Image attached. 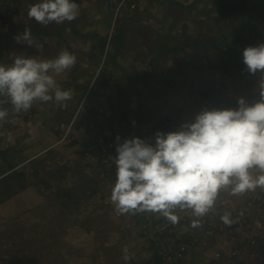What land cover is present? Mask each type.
Returning a JSON list of instances; mask_svg holds the SVG:
<instances>
[{"label": "crops", "instance_id": "obj_1", "mask_svg": "<svg viewBox=\"0 0 264 264\" xmlns=\"http://www.w3.org/2000/svg\"><path fill=\"white\" fill-rule=\"evenodd\" d=\"M22 1L19 4L25 12L34 2ZM104 1L80 0L79 15L71 22L43 26L27 20L0 30V64H10L16 55L40 54L34 46L16 42V35L26 27L44 45L43 56L53 58L67 50L77 58L71 69L57 77L61 88L72 92L70 100L36 102L27 112L16 113L12 109L17 119L22 120L14 134L23 132L25 143L21 157L9 148L0 150V189L15 173L24 172L26 180H33L36 172L33 165L46 164L56 152L63 151V162L56 161V167L45 166L40 187L31 182L23 188L11 185L9 192L13 196L1 205L15 206L14 218L27 216L21 218L24 227L33 225L29 217L35 214L40 222L34 228L40 226V234L47 216L39 211L57 207L58 212L50 221L59 228V234L39 237L41 243L54 244L58 251L47 254L46 259L58 253L80 257V264H126L123 249L127 248L131 256L127 264H160V258L143 235L147 221L138 219L136 214H116L109 199L115 180L111 169L100 168L101 162L96 158L86 157V145L93 140L91 119L96 118L97 122L104 117L103 132L111 131L114 137L150 139L157 130H174L206 108L207 99L202 97L201 90L215 82L218 73L224 87L223 99L235 105L239 97L254 102L259 99L260 76L245 71L241 51L263 41L256 33L253 14L242 11L239 15L222 17L213 0H138L137 10L125 9L131 12L127 21L123 15L115 20L112 13L103 9ZM24 14L22 19L26 18ZM184 14L188 21L198 20L200 27L195 28L194 24L192 29L186 20L180 23ZM164 23H171L168 30L162 26ZM192 33L201 38L190 36ZM237 38L240 42L235 46L233 41ZM231 43L239 54V65L226 64L230 62L227 46ZM60 126L61 134L65 127L71 126L66 132L72 131L73 142L65 143L60 138ZM78 135H82V141ZM109 157L114 164L115 150ZM226 193L222 207L219 203L216 208L229 210L234 223L224 225L208 213L200 227L192 228L191 223L182 226L187 236L195 238L196 245L203 237L199 248L190 251L184 264H217L220 254L227 257L233 252L240 264L263 263L250 240L256 227L260 240L264 241V212L257 209V204L231 196L228 190ZM253 193L257 198L264 194L260 189ZM206 228L214 230L213 235H205ZM86 245H92L93 249H86Z\"/></svg>", "mask_w": 264, "mask_h": 264}, {"label": "clouds", "instance_id": "obj_2", "mask_svg": "<svg viewBox=\"0 0 264 264\" xmlns=\"http://www.w3.org/2000/svg\"><path fill=\"white\" fill-rule=\"evenodd\" d=\"M79 11L76 0H34L26 18L48 26L71 22ZM15 40L40 54L16 55L10 64H0V104L10 103L20 113L36 102L70 100L72 92L62 89L57 77L76 64V56L67 50L53 58L43 56L44 45L27 27ZM241 57L245 71L260 76L259 99L249 103L239 97L234 108H204L174 130H157L150 139L116 137L114 164L109 159L108 166H114L109 199L117 215L157 214L175 225L181 219L178 213H188L191 227L198 228L222 191L242 196L264 189V42L243 48ZM7 116L0 107V121ZM109 155H98V161ZM220 219L227 226L234 223L228 212ZM123 253L127 264L131 256L127 248Z\"/></svg>", "mask_w": 264, "mask_h": 264}, {"label": "rangeland", "instance_id": "obj_3", "mask_svg": "<svg viewBox=\"0 0 264 264\" xmlns=\"http://www.w3.org/2000/svg\"><path fill=\"white\" fill-rule=\"evenodd\" d=\"M19 2L22 3L23 1L22 0H0V30H3L5 28L10 27L12 23H15V24H19L20 22L25 23L28 20L27 18L22 19L24 17V15H20V14L26 13V12L24 11V9H21ZM22 6L25 8L27 6V3L24 2ZM125 9L126 8H124L121 11L119 16L123 15L124 20L127 21L128 20L127 19L128 14L129 13L131 14L130 11L137 10V8L134 10L129 9L130 11L125 10ZM184 17H185L184 19L180 20V23H184V21L186 20L185 22H189L188 26H190L192 29L194 27V24H195V28L200 27L198 20L191 19L188 21L186 14H184ZM176 22L177 23L179 22L178 19L176 20ZM169 24H171V23H169ZM169 24L164 23V25L162 24V26L164 28H166V30H168L169 27H167V26H169ZM256 24L258 25L260 23L256 22ZM123 26L130 27V25H123ZM188 29H190V28L188 27ZM204 29L206 30V27H204ZM174 31H176V30H174ZM191 35L194 38H201L199 35H197L195 33L190 34V36ZM260 39H262V38H260ZM220 77H221V75H220V73H218L217 79H215V82H219L220 86H221L219 88V90L220 89L223 90L224 87L220 81ZM207 81H209V80H207ZM207 87H208V84H206L205 88H207ZM214 89L217 90L216 85H215ZM4 106H7L8 109L11 108V110L8 111V116L4 120L0 121V150L8 151L7 149L9 148L11 152H14V153L16 152L15 154L21 157L23 155V149H24V143H25V141L22 138L23 132H18L17 134H14V133H15V130H17L16 126H20L22 123V120L20 121V119H17L18 116L11 112L12 106L10 105V103L5 102L3 104H0V107L5 108ZM210 107H211L210 102L206 101V108H210ZM234 107H236V105ZM11 116L13 118H11ZM8 117H10L11 120L10 119L8 120L7 119ZM91 120H92V124H93V126L90 129V131L92 130L91 139H100L102 137H103V139H104V137H105V139H107V138H113L114 137L115 134H112L111 131H109L107 133L101 132L102 131L101 126H103V123H105L104 117H103V120H99L97 122H94L96 120V118H93ZM25 125L28 126L27 123ZM68 127H71V126H68ZM68 127H65L64 132H63L64 134L62 133L63 136L66 134V129L70 130ZM61 132L62 131H61V126H60L59 136H60V138H63ZM71 134H72V131H70L68 133L66 140H64L65 143L71 142L73 140L74 135H72V137H71ZM78 136H79V139L82 141L83 140L82 135H78ZM90 136H91V134H90ZM105 139H104V142H105ZM102 148H103V154H104L107 151V149L105 147H102ZM82 150H83V147H82ZM64 156L65 155H64L63 151L62 152H56L46 162V164H44V163L42 164V162L39 163L38 165L35 166L36 172L34 174L33 180L32 179L31 180L25 179L24 181H22V184L25 185V183L31 182L33 184H36V186L40 187L41 186L40 185L41 184V180H40L41 179V172L45 168V166L56 167V164H57L56 161L63 162ZM0 157H1V155H0ZM52 160H55V161H52ZM0 163L2 164V158H0ZM108 167L113 168L114 166H108ZM64 181H66V180H64ZM9 190L4 193V195H3L4 197H6L8 194H11V191L9 192ZM260 190L263 191V193H264V189H260ZM226 192H227V190H224L223 193L222 192L220 193L214 210L209 212V216H211V218L215 217L214 220L217 222H220V223H223L221 221L220 217L223 214H225L226 211L225 210H219L218 211V209L216 207L219 203H220L219 207H222L223 204L221 205V203L225 202L224 196L227 194ZM240 197L245 198L246 201L250 204H254V203L257 204V207H258L257 209H259V211L261 213L264 212V194L261 198H257V196L253 192H249V193H246ZM4 202L0 201V264H12V263L13 264H80V262H81L80 257L73 258L72 256H68L65 254L56 253L53 257H50L49 259L44 258V256H46L47 254L57 251V249H55L56 246L54 244L41 243V241H40L41 239H39V237L49 235L50 233H53V232L56 234H59V231H60L59 228L57 226H52L54 222L50 221V219L53 217V215L58 212L57 207L51 208L46 212H43L41 210L39 211L40 214H42V215L45 214V216H47L46 217L47 221H45L46 225L43 226V228H44L43 232H42V234H40L42 231L41 227L37 226L36 228H34V225L37 224L38 222H40V220L35 217V214L32 217H29L30 221L32 222L33 225L31 227H24L23 219H21V218L24 217L25 219H27V216H25L23 214L19 218H14V215L16 214L15 206H10V205L3 206V205H1ZM52 209L54 210V212H50V210H52ZM229 212L230 211L228 210V213ZM65 216H66V214L61 215L60 218L62 219ZM157 216L161 217V216L156 214V217ZM39 217L41 218L40 215H39ZM233 217L234 216H231L232 219H233ZM137 218L139 219V217H137ZM258 218L261 219L260 216ZM145 219H147V218H145ZM154 220L156 221V218ZM157 220H161V219L157 218ZM191 220H192V217L189 218V220L187 221V224H190ZM214 220H212V221H214ZM241 220L242 221L246 220V217L241 218ZM152 222H153V220H152ZM247 223L248 222H246L245 224H247ZM204 224H206V223H204ZM245 224H243V225L246 227ZM147 227L149 228L150 226L149 225L144 226L143 234H144L145 230L147 229ZM181 227L182 226H180L179 229H176V232L178 234L176 236L171 235V234H167L165 237V240H161L159 242L153 243L152 245L147 240L149 242L150 246L153 248V250L156 248V246H158L159 244L160 245L162 244V247L160 249L154 250L155 253L158 255V258H160L159 259L160 264H174L171 262L164 263L163 259H161L162 256L159 255V253L163 252L164 250L168 251L170 248L173 252H175L177 250V248H176L177 244H175V243L183 237H188V238H184L185 242H186L185 244L187 245V247H186L187 250L185 253L182 254V257L175 264H184V262L186 261L190 251H192L193 249L196 250L199 248L198 245L200 244V241L203 240V237L200 236V237H202V240H199L198 241L199 244L196 245L197 243H196L195 238L191 239L189 236L184 235L185 233L181 230ZM256 230H257L256 227H254L252 229L253 238L250 240V245L256 251H259L258 253L260 254V256L263 257V260H264V241L260 240L261 236L259 235L258 232H256ZM210 231L211 230H208L206 228V231L204 229L203 233L207 236H211V235H213L214 230H213V233H210ZM179 235L181 236V238ZM253 242H255V245H253L254 244ZM88 248L93 249L92 245H90L89 247H88V245H86V249H88ZM64 256H66V260L64 259ZM8 258H13V259H8ZM7 260H11V261H7ZM217 264H226V262L223 263L222 261H220L218 259ZM231 264H240V261L238 260V258H234L232 260ZM262 264H264V261Z\"/></svg>", "mask_w": 264, "mask_h": 264}, {"label": "trees", "instance_id": "obj_4", "mask_svg": "<svg viewBox=\"0 0 264 264\" xmlns=\"http://www.w3.org/2000/svg\"><path fill=\"white\" fill-rule=\"evenodd\" d=\"M213 4L216 6L217 12L220 16L225 17V16H229V15H235V14H240L242 11H247L251 14H253L254 16V20H255V27H256V33L258 34L259 38L264 37V28H262V21L264 20V0H256L254 2H251L250 0H213ZM256 22L260 23V24H256ZM254 27V28H255ZM3 38H5L3 35H1ZM235 41V40H234ZM233 43H235V46L237 44H239L240 40L237 38L236 41ZM264 42V41H263ZM105 43V41H104ZM104 43H103V47H104ZM233 43L229 44L227 47V54L230 55V62H227L226 64H229L231 62L235 63V65H239V54L238 52H236V48L233 45ZM216 83H208V87L207 88H203L201 90V94L202 97L204 99H207V101L210 102L211 107L210 108H228V107H234L235 104L230 102L229 100H225L222 97V89H214L215 88ZM101 132H103V127H101ZM116 137L114 138H107L105 139V142L103 145L99 144L98 139H93L90 140V142L86 145L87 150H89V152H91V154H94L96 156H100L103 154V148L105 147L107 149V151L105 152L106 155L111 154V152H113L115 150V147H113L116 143ZM105 158V157H104ZM39 164L36 163L33 165V169L36 170L35 166ZM104 168V165L102 166ZM15 177H13L12 179H7L4 183V185L1 187L0 189V201H6L8 198L12 197V194H8L6 197H4V193L6 191H8L11 188V185L15 186H20V188L24 187V184H22V181L25 180V173L21 172V173H15L13 174ZM12 175V176H13ZM16 177H21L20 179L15 180L14 178ZM14 194V193H13ZM140 220H142L143 218H139ZM186 235V234H185ZM187 238V237H183ZM185 240V239H184ZM7 261H11V260H7ZM13 264V263H12Z\"/></svg>", "mask_w": 264, "mask_h": 264}, {"label": "built area", "instance_id": "obj_5", "mask_svg": "<svg viewBox=\"0 0 264 264\" xmlns=\"http://www.w3.org/2000/svg\"><path fill=\"white\" fill-rule=\"evenodd\" d=\"M138 0H105L103 3V9L107 12H110L114 15L115 20L118 19L121 11L124 8H129V9H136L137 8V2ZM77 4L79 5L80 0H76ZM262 28H264V20L262 21ZM264 36V35H263ZM262 40L264 41V37H262ZM216 83V87L217 89H219L220 83L219 82H215ZM68 135V132H66V134L63 136V141L66 140ZM99 144L103 145L104 144V139L103 137L98 139ZM86 157L88 158H96L97 160H99V157L91 154L90 152H88L86 154ZM102 156V162H101V166L100 168H103L102 166L104 165L105 167L109 165V157H105ZM223 193V191H222ZM178 215L181 216L180 221L173 225L170 222H168L164 217H156V214H151V213H136V216L139 218H143L142 220L147 221L148 225L150 226L149 228L147 227V229L144 232V237L150 242V244L152 245L153 243L159 242L161 240H165V237L167 234H171V235H178L176 232V229H179L180 226H184L187 225V221L189 220V218L191 217L190 214L188 213H178ZM147 218V219H145ZM156 218V221L154 220ZM157 218L161 219V220H157ZM153 220V222H152ZM211 233H213V231H211ZM180 236V235H179ZM181 238V236H180ZM185 240L183 238L179 239L175 244L177 250L175 252H173L171 250V248L166 251L164 250L163 252L159 253V255L162 256L161 259H163L164 263L166 262H171V263H176L181 257L182 254L186 252V247L187 245L185 244ZM255 245V242H253ZM162 247V244L156 246L155 249H160ZM154 249V250H155ZM166 251V252H165ZM179 253V254H178ZM178 254V255H177ZM237 253H234L233 256H223V255H219L218 259L220 261H225L226 264H231L233 257L236 255ZM177 255V256H176Z\"/></svg>", "mask_w": 264, "mask_h": 264}]
</instances>
